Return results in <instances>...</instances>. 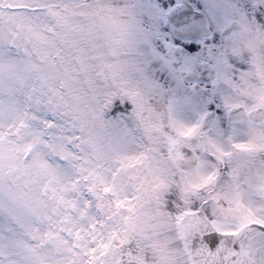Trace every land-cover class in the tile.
Instances as JSON below:
<instances>
[{"label":"snow or ice","instance_id":"obj_1","mask_svg":"<svg viewBox=\"0 0 264 264\" xmlns=\"http://www.w3.org/2000/svg\"><path fill=\"white\" fill-rule=\"evenodd\" d=\"M80 6L72 0H0V264H142L134 225L144 186L133 176L143 167L142 137L93 120L77 106ZM243 7L264 24V0ZM146 31L154 54L155 33L149 24ZM136 106L117 96L109 117L123 121ZM224 107L236 118L243 115L226 100ZM210 115L179 132L189 141L195 137L196 145L175 148L172 142L176 161L192 158L199 168L198 151L209 148L211 160L229 161L191 184L194 190L221 183L232 171L233 152L250 147L217 145L220 130H204ZM212 204L224 215L240 212L241 222L218 220ZM168 209L175 211V205L168 203ZM176 224L189 264H264V208L252 210L239 201L225 207L213 192L203 208L200 203L179 212Z\"/></svg>","mask_w":264,"mask_h":264},{"label":"rangeland","instance_id":"obj_2","mask_svg":"<svg viewBox=\"0 0 264 264\" xmlns=\"http://www.w3.org/2000/svg\"><path fill=\"white\" fill-rule=\"evenodd\" d=\"M72 2L81 5L76 9L79 69L76 68L73 95L77 106L90 113L93 120L110 124L118 130L131 128L139 133L145 156L143 167L133 173V176L144 186L145 172L163 177L170 171L169 165L175 164L169 156L167 146L174 137L182 138L180 130L191 123L183 117H194L195 120L203 111L202 103L191 93H182L183 86L169 76L166 67L157 63L156 3L150 0H72ZM130 3L140 6L138 11L124 6ZM148 24L155 33L154 54L146 46ZM159 79L166 99L160 113L157 114ZM119 93L123 95L129 93L130 100L137 104L131 112L132 120L122 121L109 117L110 101ZM104 101L109 103L105 104ZM218 133L214 142L217 145L230 146L232 142L220 140ZM258 134L264 138V129L247 131L240 128L235 139L237 142L249 144L250 147L244 151H234L233 154L248 158L243 165L236 164L239 169L236 181L240 183L243 175L249 182L253 181L255 191L258 189L262 191L264 160L261 159L264 158L251 159L255 156L264 157L262 143L251 138L252 135ZM157 141L161 142L162 148L157 149ZM208 156L204 154L202 157L201 168L213 166V160L204 158ZM160 187L166 188V184H161ZM215 191L230 200L234 198L237 202H242L244 196L242 193L229 195L226 186L223 187L221 184ZM181 199L184 208L174 213L168 209L166 191L155 189L148 191L144 188L136 206L134 225L135 243L142 264H189L184 241L176 224V216L179 212L191 209L192 201L186 195ZM256 199V203L260 204L261 199ZM180 206L179 203L175 204L176 208ZM211 211L213 216L218 220L223 218L225 223H239L242 219L240 212L224 215L216 204H212ZM230 215L235 221L229 219Z\"/></svg>","mask_w":264,"mask_h":264},{"label":"flooded vegetation","instance_id":"obj_3","mask_svg":"<svg viewBox=\"0 0 264 264\" xmlns=\"http://www.w3.org/2000/svg\"><path fill=\"white\" fill-rule=\"evenodd\" d=\"M153 1L157 4V61L167 66L184 84L191 87L199 84L212 90L207 92L204 101L197 96L207 107L208 112L215 113L211 127L228 130L229 136L226 139L233 138L232 142H237L235 137L240 128L263 130L264 120L257 122L251 116L258 115L256 119L261 117L259 115L264 116V24L257 22L254 15L244 9L243 4L249 0ZM184 1L190 3L195 11L200 13L198 19L188 16V25L199 27L184 32L188 35L186 37L177 35L167 22L169 10ZM222 28H231V34L221 33ZM218 34L221 37L219 43L215 39ZM171 48L186 49L190 59H196L204 67L196 69L193 65L187 64L173 54ZM233 61L246 67L239 70ZM181 74H186L194 80L187 81ZM217 74L219 81L214 84ZM224 100L239 106V110L246 116L231 120L229 111L224 107ZM160 107L161 97L157 93V110ZM234 157L235 162H231L232 171L226 174L227 178L221 185L226 186L227 193L231 196L242 193L244 195L242 203L251 207L257 201L256 197L264 200V189L255 191L253 181L249 182L243 175L240 183L236 181L235 177L239 174L237 165H243L248 158ZM257 158L264 157L255 156L251 159ZM225 163L229 161L218 162L219 169L224 168ZM219 196L225 202V207L235 208L236 199L230 200L226 196Z\"/></svg>","mask_w":264,"mask_h":264},{"label":"clouds","instance_id":"obj_4","mask_svg":"<svg viewBox=\"0 0 264 264\" xmlns=\"http://www.w3.org/2000/svg\"><path fill=\"white\" fill-rule=\"evenodd\" d=\"M187 143H198L197 140L187 141ZM200 155L203 157L204 153L201 151ZM205 159H210L209 157H204ZM170 171L167 175L160 177L154 176L148 172L144 173L146 177L144 188L148 191L153 189L161 190L167 192L168 203L176 204L179 203L180 208L175 207V212L182 211L184 204L182 202V196L187 195L192 201L191 206L200 204L202 200L208 199L217 185H208L207 187L194 190L190 187L193 183L201 182L204 176H207L213 171L210 166L197 168V162L192 158L185 161H176L175 164L169 165ZM161 184H166V188H161ZM185 189H188L185 191Z\"/></svg>","mask_w":264,"mask_h":264}]
</instances>
